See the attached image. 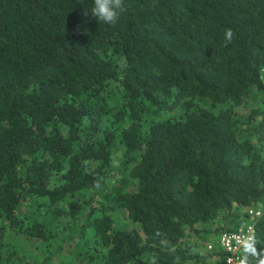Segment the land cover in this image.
I'll return each mask as SVG.
<instances>
[{
	"label": "trees",
	"instance_id": "1",
	"mask_svg": "<svg viewBox=\"0 0 264 264\" xmlns=\"http://www.w3.org/2000/svg\"><path fill=\"white\" fill-rule=\"evenodd\" d=\"M92 3L0 0V264L75 230L90 264H226L241 221L264 249V0H124L114 25Z\"/></svg>",
	"mask_w": 264,
	"mask_h": 264
},
{
	"label": "rangeland",
	"instance_id": "2",
	"mask_svg": "<svg viewBox=\"0 0 264 264\" xmlns=\"http://www.w3.org/2000/svg\"><path fill=\"white\" fill-rule=\"evenodd\" d=\"M120 149H121V144L117 143L112 151V162H111V179L114 176H118L119 174V167H118V161H119V153H120ZM87 210V207H84L83 209V213ZM112 214L114 217V220H116V222L118 223H124L126 224L127 227L129 228H136V223L134 222H130L127 217L125 216V213L123 211H121L120 209H117L116 207H114L112 209ZM83 216V214H81V217ZM60 221L64 224L66 222V218H62L60 219ZM220 219L218 220H214L210 223H208L206 225V228L208 229H212V227H214L215 225H217L219 223ZM223 219L221 220V223L223 224L224 222H222ZM233 223V221H232ZM59 227L61 228V233L63 232L64 235H66L63 231L64 227H61V224H59ZM202 233L199 234H194L191 231H186L185 236L183 238L184 242H188L191 243L192 246H194L198 251L205 253L206 252V247H209V244L214 243L213 239L214 237H216V234L206 230L205 233H203L204 231H201ZM68 234L70 235V237H67ZM66 237H64V239H61L60 237V233L58 234V236L54 237V242H52L49 246V248L52 250L53 255H52V261L53 264H66L68 262H73V264H90V262H87L85 257L81 258L76 257L75 256V252H76V245H74V241L77 240V231L75 230V232H71L68 233ZM87 236V235H86ZM11 237V236H10ZM9 237V238H10ZM15 241L17 240L16 238L14 239ZM20 241H22V239H19L17 242V246L18 245H24V244H19ZM47 242V241H46ZM44 240L42 241H37V242H32L31 246L34 245H38L44 246V244L46 243ZM19 248V247H18ZM75 256V257H74ZM206 262H208V264H217L215 259L211 256L207 259H205ZM200 261H194V260H190L188 262V264H199Z\"/></svg>",
	"mask_w": 264,
	"mask_h": 264
},
{
	"label": "clouds",
	"instance_id": "3",
	"mask_svg": "<svg viewBox=\"0 0 264 264\" xmlns=\"http://www.w3.org/2000/svg\"><path fill=\"white\" fill-rule=\"evenodd\" d=\"M91 15L98 22L114 25L119 15L125 11L124 0H93ZM235 36L231 28L224 30L225 46L231 43ZM240 247L243 249L241 264H264V249H257L255 237H247L242 240ZM155 264V260L153 261Z\"/></svg>",
	"mask_w": 264,
	"mask_h": 264
},
{
	"label": "built area",
	"instance_id": "4",
	"mask_svg": "<svg viewBox=\"0 0 264 264\" xmlns=\"http://www.w3.org/2000/svg\"><path fill=\"white\" fill-rule=\"evenodd\" d=\"M264 76V73H263ZM247 212L256 216L258 210L248 208ZM252 234V223L241 221L236 230L222 231L218 236L219 247L226 252L224 261L226 264H239L238 250L242 240Z\"/></svg>",
	"mask_w": 264,
	"mask_h": 264
}]
</instances>
